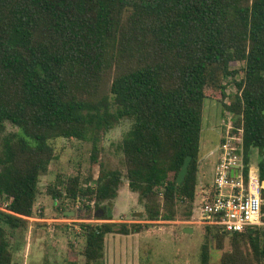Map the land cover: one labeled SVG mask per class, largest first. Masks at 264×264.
I'll return each instance as SVG.
<instances>
[{
	"label": "trees",
	"instance_id": "16d2710c",
	"mask_svg": "<svg viewBox=\"0 0 264 264\" xmlns=\"http://www.w3.org/2000/svg\"><path fill=\"white\" fill-rule=\"evenodd\" d=\"M214 98L244 131L247 177L254 152L264 157V0H0V264H20L12 241L36 215L59 139L91 144L99 174L48 185L58 211L94 204L99 213L123 178L145 207L139 222H109L108 213L107 222L82 224L85 264H100L109 234L139 235L177 221L181 208L191 220L204 103ZM124 122L123 176L104 165L101 144ZM258 168L264 181V160ZM204 228L201 264H211V249L222 252L220 264H264V225Z\"/></svg>",
	"mask_w": 264,
	"mask_h": 264
},
{
	"label": "rangeland",
	"instance_id": "374dc122",
	"mask_svg": "<svg viewBox=\"0 0 264 264\" xmlns=\"http://www.w3.org/2000/svg\"><path fill=\"white\" fill-rule=\"evenodd\" d=\"M236 67L239 68V65H235ZM225 84L228 85L227 94L236 95L237 90L231 79L225 80ZM224 111L223 106L215 98L207 99L204 103L199 197L194 205L196 218L200 216V205L204 201V197L200 195L202 187H214L216 166L220 158L219 145H221L223 121L234 118ZM130 127L129 122L122 123L113 129L101 144L104 148L101 158L104 165L118 170L123 176L126 171L120 144ZM17 131V128L8 125V132ZM55 147L58 159L50 166L48 174L40 180L42 195L36 205V215L28 219V226L20 229L16 239L12 241L14 258L20 264H85L82 255L85 247L82 224L107 222L101 218L108 213L113 218L109 222L131 224L139 222L141 216L145 214V207L139 201L138 194L130 190L125 178L122 180L117 198L113 203L106 204L105 208L102 206L99 213L92 204L91 211L76 215L74 211L62 214L56 209L58 206L56 202L47 195V186L54 183L60 175L69 177L81 172L82 175L87 176L90 170H93L90 165L92 145L59 139L55 142ZM261 159V156L255 154L252 158V166L258 167ZM93 174L98 176L99 166H96ZM225 192L228 193L229 189L227 188ZM67 205L72 207L69 203ZM183 212L184 209L181 208L177 221L154 222L148 231L139 235H107L104 257L100 264H201L205 228L184 225ZM186 228L193 229V232H186ZM228 250L230 246L226 243L225 251ZM221 258V251L211 249V264H220Z\"/></svg>",
	"mask_w": 264,
	"mask_h": 264
},
{
	"label": "built area",
	"instance_id": "2783aa9c",
	"mask_svg": "<svg viewBox=\"0 0 264 264\" xmlns=\"http://www.w3.org/2000/svg\"><path fill=\"white\" fill-rule=\"evenodd\" d=\"M243 129L232 118L223 121L220 158L216 166L214 191L203 192L200 216L183 222L192 226H218L229 233H242L264 225V181L258 167L249 166L245 175ZM229 189L226 193L225 190Z\"/></svg>",
	"mask_w": 264,
	"mask_h": 264
},
{
	"label": "water",
	"instance_id": "95a60500",
	"mask_svg": "<svg viewBox=\"0 0 264 264\" xmlns=\"http://www.w3.org/2000/svg\"><path fill=\"white\" fill-rule=\"evenodd\" d=\"M192 159L193 158L191 156H188L186 158L185 163H184V165H183V167H182V169H181V171H180V173L178 175V178H177V184L178 185H181L185 181V179H186V177H187V175L189 173V167H190V164L192 162ZM67 214H70L71 216L73 215V213H67ZM185 231L188 232V233H191V232H193V229L186 228Z\"/></svg>",
	"mask_w": 264,
	"mask_h": 264
},
{
	"label": "crops",
	"instance_id": "0c3cea01",
	"mask_svg": "<svg viewBox=\"0 0 264 264\" xmlns=\"http://www.w3.org/2000/svg\"><path fill=\"white\" fill-rule=\"evenodd\" d=\"M220 142H221V139H220ZM219 147H220V145H219ZM219 153H220V152H219ZM255 154H256V155H259V151H255L254 154H253V156H254ZM218 162H219V160H218ZM212 189H213V188H210V187H208V186H205V187L203 186L200 195L203 196V194H202L203 192H204V193H205V192H209V191H211ZM203 197H204V196H203Z\"/></svg>",
	"mask_w": 264,
	"mask_h": 264
},
{
	"label": "flooded vegetation",
	"instance_id": "af4514ba",
	"mask_svg": "<svg viewBox=\"0 0 264 264\" xmlns=\"http://www.w3.org/2000/svg\"><path fill=\"white\" fill-rule=\"evenodd\" d=\"M264 160V158H262L260 161Z\"/></svg>",
	"mask_w": 264,
	"mask_h": 264
}]
</instances>
